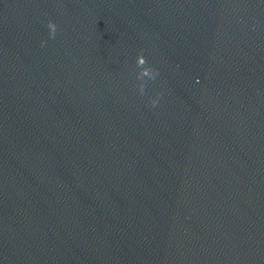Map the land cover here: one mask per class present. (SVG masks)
Returning <instances> with one entry per match:
<instances>
[{
    "label": "water",
    "instance_id": "95a60500",
    "mask_svg": "<svg viewBox=\"0 0 264 264\" xmlns=\"http://www.w3.org/2000/svg\"><path fill=\"white\" fill-rule=\"evenodd\" d=\"M0 264H264V0H0Z\"/></svg>",
    "mask_w": 264,
    "mask_h": 264
},
{
    "label": "clouds",
    "instance_id": "9594fccd",
    "mask_svg": "<svg viewBox=\"0 0 264 264\" xmlns=\"http://www.w3.org/2000/svg\"><path fill=\"white\" fill-rule=\"evenodd\" d=\"M49 27L52 30V33L54 34V32H55V26L54 25H49Z\"/></svg>",
    "mask_w": 264,
    "mask_h": 264
}]
</instances>
